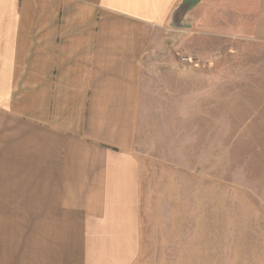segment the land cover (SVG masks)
Wrapping results in <instances>:
<instances>
[{
    "label": "crops",
    "instance_id": "1",
    "mask_svg": "<svg viewBox=\"0 0 264 264\" xmlns=\"http://www.w3.org/2000/svg\"><path fill=\"white\" fill-rule=\"evenodd\" d=\"M205 1L0 0V264H135L142 82L155 55L164 84L194 75ZM237 5L227 28L264 44V0Z\"/></svg>",
    "mask_w": 264,
    "mask_h": 264
},
{
    "label": "rangeland",
    "instance_id": "2",
    "mask_svg": "<svg viewBox=\"0 0 264 264\" xmlns=\"http://www.w3.org/2000/svg\"><path fill=\"white\" fill-rule=\"evenodd\" d=\"M202 5L178 57L194 75L164 84L153 54L142 82L135 264H264V44L227 28L237 0Z\"/></svg>",
    "mask_w": 264,
    "mask_h": 264
}]
</instances>
